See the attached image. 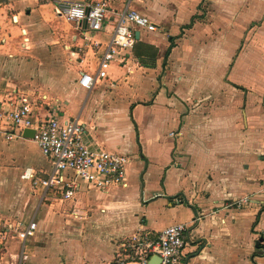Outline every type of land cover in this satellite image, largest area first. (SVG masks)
Listing matches in <instances>:
<instances>
[{
    "label": "crops",
    "instance_id": "0c3cea01",
    "mask_svg": "<svg viewBox=\"0 0 264 264\" xmlns=\"http://www.w3.org/2000/svg\"><path fill=\"white\" fill-rule=\"evenodd\" d=\"M107 2L92 31L50 1L0 0V111L25 97L130 160L124 186L83 185L62 200L32 184L51 169L32 129L0 136V232L36 224L24 243L9 229L0 264H107L126 238L173 224L186 226L184 264H264V0ZM125 9L157 29L133 27L134 48L86 90L80 77L96 71Z\"/></svg>",
    "mask_w": 264,
    "mask_h": 264
},
{
    "label": "built area",
    "instance_id": "2783aa9c",
    "mask_svg": "<svg viewBox=\"0 0 264 264\" xmlns=\"http://www.w3.org/2000/svg\"><path fill=\"white\" fill-rule=\"evenodd\" d=\"M47 1L52 2L55 10L68 22H84L92 31L101 29L109 7L107 0L90 4L79 0ZM133 27L148 32L157 29L152 21L134 10L125 9L121 12L96 71L94 74L83 73L80 77L79 83L84 89L90 90L95 81L108 78L111 64L120 52L132 50L136 42ZM28 128L33 130L32 139L51 164L46 177L33 178V185H40L45 190L55 188L62 200L73 198L83 185L101 192L113 186L125 185L129 158L114 152L96 150L86 144L85 126L77 118L59 121L56 110L48 118L40 117L25 97L9 102V109L0 111V136L5 140H14L23 129ZM30 176L34 177L29 170L22 174L24 178ZM227 207H233V204ZM9 229L13 236L24 243L34 235L36 224L31 221L25 226L18 223L6 228L0 232V246ZM185 231L184 224H173L154 237L148 232H137L120 244L107 264H184L182 255Z\"/></svg>",
    "mask_w": 264,
    "mask_h": 264
},
{
    "label": "trees",
    "instance_id": "16d2710c",
    "mask_svg": "<svg viewBox=\"0 0 264 264\" xmlns=\"http://www.w3.org/2000/svg\"><path fill=\"white\" fill-rule=\"evenodd\" d=\"M137 43V41L135 42V44ZM135 44H134V46H135ZM134 46H133V48H134ZM147 48V50H152V53H149V51H146V55L147 56H150V58H145L144 60L146 61V62H144L145 63V65H147V66H150V65H152L153 64V61H154V55H155V51L153 50V48H151V47H146ZM150 61V62H149Z\"/></svg>",
    "mask_w": 264,
    "mask_h": 264
},
{
    "label": "water",
    "instance_id": "95a60500",
    "mask_svg": "<svg viewBox=\"0 0 264 264\" xmlns=\"http://www.w3.org/2000/svg\"><path fill=\"white\" fill-rule=\"evenodd\" d=\"M135 38L137 39L138 38V32L135 33ZM33 130H26L25 131V136L26 137H29V138H33Z\"/></svg>",
    "mask_w": 264,
    "mask_h": 264
}]
</instances>
